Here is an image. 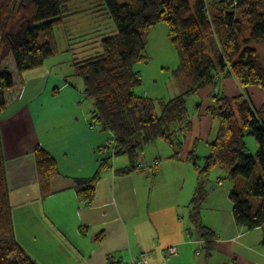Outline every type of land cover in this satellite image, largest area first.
<instances>
[{"label": "trees", "instance_id": "obj_1", "mask_svg": "<svg viewBox=\"0 0 264 264\" xmlns=\"http://www.w3.org/2000/svg\"><path fill=\"white\" fill-rule=\"evenodd\" d=\"M72 1L0 0V65L11 56L15 70L24 72L54 56L58 52L55 29L72 15ZM104 1L117 32L103 37L102 50L94 55L79 48L82 57H75L71 66L73 76L83 80V93L95 104L92 121L114 134L115 155L130 158L131 166L123 172L136 169L139 156L159 140L181 151L189 124L188 97L216 84L222 74L237 78L244 89L253 85L264 89V61L255 46L264 44V0ZM17 14L21 16L13 22ZM160 23L168 24L169 38L180 52L181 91L156 101L136 93L142 76L135 64L148 59V31ZM15 85L12 69L0 68V115L8 107L6 93ZM208 112L218 129L204 165L196 167L199 184L191 201V218L206 241L209 257L216 234L201 222L200 209L214 170H223L224 179L231 183L237 224L247 229L264 227V121L245 94L213 93ZM183 123L184 138L177 133ZM248 136L256 139V154L249 152ZM35 158L44 198L75 189L81 201H92L102 172L110 167L109 159L103 160L85 178L62 174L54 156L42 146L37 147ZM188 158L198 165L196 151ZM0 264H38L16 237L1 126Z\"/></svg>", "mask_w": 264, "mask_h": 264}, {"label": "crops", "instance_id": "obj_2", "mask_svg": "<svg viewBox=\"0 0 264 264\" xmlns=\"http://www.w3.org/2000/svg\"><path fill=\"white\" fill-rule=\"evenodd\" d=\"M66 61L67 72L58 65L65 62L61 59L24 72L12 69L16 85L7 91L8 107L0 115L16 237L26 252L38 264H137L142 252L149 253V264H264V227L237 224L231 183L221 169L209 174L200 209L201 222L216 234L215 249L207 256L206 241L191 218L198 171L189 169L181 176L187 169L183 161L195 166L190 152L196 151L199 159L210 153L209 142L218 129L208 112L213 93L245 94L264 121V89H244L237 78L222 74L188 100L181 151L169 143L171 148L154 155L160 160L155 172L149 170V158L148 168L123 172L131 166L129 156L115 155L114 134L92 121L95 104L73 80V59ZM38 146L69 176L91 177L109 159L93 200L81 201L75 189L44 198ZM176 172L186 179L183 186L163 185ZM171 245L177 248L175 255L166 251Z\"/></svg>", "mask_w": 264, "mask_h": 264}, {"label": "rangeland", "instance_id": "obj_3", "mask_svg": "<svg viewBox=\"0 0 264 264\" xmlns=\"http://www.w3.org/2000/svg\"><path fill=\"white\" fill-rule=\"evenodd\" d=\"M215 1L219 0H211V2ZM69 8L71 9L70 12H73L72 15L66 17L55 29L58 52L48 59V62L53 60H57L58 62L59 59L65 60L62 65L58 64L62 66L65 72L70 70L69 62L66 60H72L78 56L82 57L78 52L80 50L79 48H85V50L89 51L88 54L94 55L98 53L97 51L102 50L100 46L102 38L114 34L118 30L106 8L104 0H74L69 4ZM20 16L21 14L14 16L12 18L13 22L19 20ZM147 36L148 44L146 55L148 59L135 64V69L142 76V86L136 90V93L139 95H147L156 99V101L168 100L180 93V90H178L180 86L177 74L178 67L181 63L180 52L169 38V26L167 23L157 24L148 31ZM256 47L259 49L260 57L264 61V44H256ZM0 68L15 70L13 58L9 56L0 65ZM75 79L78 86L83 87V80L73 76V80ZM191 98L196 99L197 96L194 95ZM189 99L190 97H188ZM247 142L250 149L249 152L256 154L258 151L256 139L253 136H248ZM158 146L163 147L159 150ZM164 148H171L170 144L166 140H159L156 144L147 148L144 151L145 155L142 153L141 156H143L146 163H149L148 158L152 162L156 158L154 156L155 153L157 151L162 153ZM183 162L187 169L181 170V176L183 174L187 175L185 171L189 169L197 174L195 170L196 165L193 166L188 162ZM204 162L205 159L203 157L198 160V164L201 166L204 165ZM159 166L156 168L158 169ZM156 168L155 170H157ZM149 170L152 171L151 168ZM174 176L173 178L167 179V182L163 185L183 186L182 184L185 183L186 179L180 178L177 172ZM188 180H190V176Z\"/></svg>", "mask_w": 264, "mask_h": 264}, {"label": "built area", "instance_id": "obj_4", "mask_svg": "<svg viewBox=\"0 0 264 264\" xmlns=\"http://www.w3.org/2000/svg\"><path fill=\"white\" fill-rule=\"evenodd\" d=\"M185 126L186 124H182L181 127L178 128L177 133L179 135H181L182 138H184L185 135ZM137 168H148L149 166H147L144 158L140 155L138 160H137ZM160 165V160L159 159H155L153 160V164L152 166H150V168L155 172V168L158 167ZM157 169V168H156ZM166 251L170 254V255H175L177 253V248L174 245L169 246L168 248H166ZM137 264H149V253L148 252H142L140 254V256L134 261Z\"/></svg>", "mask_w": 264, "mask_h": 264}, {"label": "bare ground", "instance_id": "obj_5", "mask_svg": "<svg viewBox=\"0 0 264 264\" xmlns=\"http://www.w3.org/2000/svg\"><path fill=\"white\" fill-rule=\"evenodd\" d=\"M146 169V168H145Z\"/></svg>", "mask_w": 264, "mask_h": 264}]
</instances>
